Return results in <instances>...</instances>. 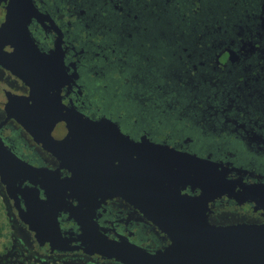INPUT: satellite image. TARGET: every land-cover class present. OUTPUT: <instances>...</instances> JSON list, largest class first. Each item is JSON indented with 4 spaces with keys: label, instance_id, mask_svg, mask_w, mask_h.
<instances>
[{
    "label": "flooded vegetation",
    "instance_id": "af4514ba",
    "mask_svg": "<svg viewBox=\"0 0 264 264\" xmlns=\"http://www.w3.org/2000/svg\"><path fill=\"white\" fill-rule=\"evenodd\" d=\"M33 5L38 16L28 25L29 35L41 52L53 54L52 85L64 106L90 119L111 120L133 141L145 137L216 164L236 187L230 196L212 200L208 222L264 226V0H33ZM6 8L0 5V26ZM30 92L0 64V138L48 177L68 178L71 173L60 169L4 101L6 95ZM13 173L10 191L0 175L7 225L0 264H121L79 249L82 232L69 213L60 210L54 222L52 213L36 207L45 191L23 181L24 170ZM183 193L194 197L201 191ZM91 215L110 241L123 239L151 253L171 245L121 197L95 205ZM23 218L42 238L55 239L53 246L41 245Z\"/></svg>",
    "mask_w": 264,
    "mask_h": 264
},
{
    "label": "water",
    "instance_id": "95a60500",
    "mask_svg": "<svg viewBox=\"0 0 264 264\" xmlns=\"http://www.w3.org/2000/svg\"><path fill=\"white\" fill-rule=\"evenodd\" d=\"M3 4L7 8L0 26V64L31 88L26 97L6 95L4 101L15 107V119L35 141L54 154L60 169L71 173L63 180L57 174L48 177L18 159L0 138V175L9 191L13 172L24 170L23 181L39 185L46 194L36 199V207L52 213L54 222L60 210L68 212L82 232L79 249L99 259L121 264H264V226L217 227L207 220L212 200L230 196L235 182L225 180L210 161L145 137L133 141L111 120L90 119L64 106L52 85L53 54L41 52L29 35L28 25L38 16L33 0H0ZM36 177L43 181H33ZM187 188L201 193L184 194ZM115 197L143 212L171 245L151 253L100 234L91 214L95 205ZM23 219L41 245L53 246L55 239L42 238L39 228ZM49 231L55 237V229Z\"/></svg>",
    "mask_w": 264,
    "mask_h": 264
},
{
    "label": "rangeland",
    "instance_id": "374dc122",
    "mask_svg": "<svg viewBox=\"0 0 264 264\" xmlns=\"http://www.w3.org/2000/svg\"><path fill=\"white\" fill-rule=\"evenodd\" d=\"M6 233H7V225L5 223V218H4V215L2 213L1 205H0V247L3 244V241H4L2 236L3 235L5 236ZM63 264H71V263L65 262Z\"/></svg>",
    "mask_w": 264,
    "mask_h": 264
}]
</instances>
